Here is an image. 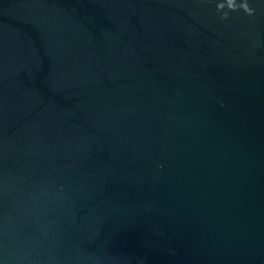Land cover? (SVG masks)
I'll return each mask as SVG.
<instances>
[{
    "label": "water",
    "instance_id": "water-1",
    "mask_svg": "<svg viewBox=\"0 0 264 264\" xmlns=\"http://www.w3.org/2000/svg\"><path fill=\"white\" fill-rule=\"evenodd\" d=\"M0 264H264V0H0Z\"/></svg>",
    "mask_w": 264,
    "mask_h": 264
}]
</instances>
